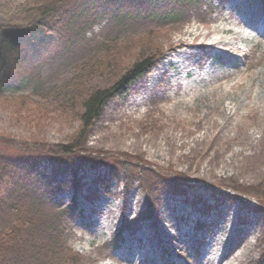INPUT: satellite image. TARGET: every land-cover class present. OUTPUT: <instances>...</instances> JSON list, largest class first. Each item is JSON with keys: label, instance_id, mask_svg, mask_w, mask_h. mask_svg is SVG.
<instances>
[{"label": "rangeland", "instance_id": "1", "mask_svg": "<svg viewBox=\"0 0 264 264\" xmlns=\"http://www.w3.org/2000/svg\"><path fill=\"white\" fill-rule=\"evenodd\" d=\"M70 1L77 8L83 4L75 20L81 27L66 33L64 43L42 46L43 53L31 56L24 75L34 77L21 93L46 96L48 87L66 79L111 37L138 40L156 31L140 49L165 53L127 97L109 100L92 126L85 148L101 155L97 168L89 159L76 163V176L57 173L56 161L43 152L42 144H67L78 129L70 114L17 118L7 105H0V156L16 159L42 181L60 182L45 209L64 210L75 196L77 210L65 212L64 226L67 246L81 256L78 264H214L206 259L209 252H248L246 243L238 248L244 239L254 247L240 264H257L264 254V207L246 193L264 184V0H200L199 8L176 19L134 13L114 18L112 0ZM164 4L173 6L169 0ZM227 28L232 32H224ZM171 44L176 46L170 50ZM179 51H186L183 59L171 57L177 62L166 72L144 81ZM106 77L93 82L107 85ZM126 157L184 173L186 179L156 192L152 177L141 171L126 193L130 171L121 164ZM7 187L0 184V191ZM236 211L247 218L236 225L247 230L255 225L254 234L226 228ZM125 226L120 249L111 250L110 241ZM171 235L175 239L168 241ZM233 257L227 255L224 264Z\"/></svg>", "mask_w": 264, "mask_h": 264}, {"label": "trees", "instance_id": "2", "mask_svg": "<svg viewBox=\"0 0 264 264\" xmlns=\"http://www.w3.org/2000/svg\"><path fill=\"white\" fill-rule=\"evenodd\" d=\"M112 1L113 6L109 5L108 8L112 7L114 18L130 17L134 13L176 19L178 15L200 7V0H169L172 7L165 6L166 0ZM82 5L79 3L77 8L70 0H0V105L12 108L17 118L53 119L54 115L70 114L71 120L77 121L79 127L69 136L67 144L53 147L42 144V147L43 152L56 161L57 173L69 170L74 176L77 174L76 163L93 159L91 165H98L95 161H99L101 155L91 154L85 148V143L106 103L113 98L127 97L131 85L149 72L163 54L162 50L157 55H149L148 51L140 49L145 40L153 39L156 31H149L138 40L134 37H111L79 62L66 79L48 87L46 96L33 99L30 94L21 93L24 85L34 77L32 74L29 77L24 75L31 56L35 58L36 53H43L40 47L46 46L48 49L55 41H63L66 33H71L75 27L80 28L75 20L79 19L77 10ZM134 40L137 44H130ZM131 55L134 59L126 65L124 59ZM105 75L107 85L98 86V82H93ZM121 164L130 171L125 178L126 190L132 188L141 171L152 177L151 185L156 192L169 185L178 186L186 179L184 173L154 167L145 161L137 162L126 157ZM117 174L114 169L115 178ZM0 184L8 186L0 191V264L81 262V256L67 246L64 226L65 212H75L76 200L70 201L64 210L44 208L58 189L59 181H42L25 165H19L16 159L2 155ZM252 191V194H246L253 195L264 207V184H258ZM121 233L111 241L112 249L118 247ZM257 264H264V254Z\"/></svg>", "mask_w": 264, "mask_h": 264}, {"label": "bare ground", "instance_id": "3", "mask_svg": "<svg viewBox=\"0 0 264 264\" xmlns=\"http://www.w3.org/2000/svg\"><path fill=\"white\" fill-rule=\"evenodd\" d=\"M186 32H189L188 30L186 31ZM198 32V31H197ZM197 32H195V34H197ZM224 32H227V33H230V32H232V30L230 29V28H227V29H225L224 30ZM236 34H238V33H236ZM219 40L220 41H222L223 40V38H219ZM218 42H216V44H217ZM213 44H215V43H213ZM213 44H211L210 46H209V48H212L213 47ZM225 44L226 45H230V44H232V42H230V41H227V42H225ZM175 46L176 45H174V44H171L169 47H168V49H173V48H175ZM186 51H183V52H181V51H179V52H177L176 54H174V55H171V54H169L168 56H166L161 62H160V64L159 65H157L156 66V68H155V71H154V73H152L151 74V76L149 77V78H147V79H145L144 81H149L150 79H152V78H155L156 76H157V74H159V73H163V72H166V67L170 64V63H172L173 61H172V59H171V57H181L182 59L184 58V53H185ZM164 53H165V51H164ZM175 62H177V61H175ZM175 62H173V63H175ZM191 72V70L190 71H188V74ZM127 210V209H126ZM112 212H113V210H110L109 212H108V214H112ZM222 213V211H219L218 212V214L220 215ZM232 219H231V221H230V223H229V225H226V228H228V229H230V231H232L233 233H237V234H240V233H244V232H247V231H249V232H251L252 234H254L255 232H256V228L253 226V227H251V229L250 230H247V228L246 227H244L243 229L242 228H240V227H238L237 225H236V221L238 220H240V219H247L246 217H244L243 215H241L240 213H239V211H236L235 212V214H233L232 216H230ZM161 229H163V230H165L164 229V227L163 226H161L160 227ZM172 239H175V237L174 236H170L169 237V239H168V241H171ZM243 243H246L247 245H246V247H245V249H247V248H249V251L247 252L246 250H242V251H240V252H238V253H235V251L236 250H233L232 252H229L228 254L223 250V251H216V252H209V254H210V257H208V258H206V259H208V262H211V263H214V264H224V259H226V256L227 255H233L234 257L230 260V264H233L234 263V261H237L238 263L237 264H240V262H242L243 260H244V257L246 256V254H249L250 253V251H251V249L254 247V243H251V242H249L247 239H244L243 241H242V243H240V245L238 246V248L239 247H241L242 246V244ZM229 244V241H227L226 240V245H228ZM118 254H121V252H119Z\"/></svg>", "mask_w": 264, "mask_h": 264}]
</instances>
